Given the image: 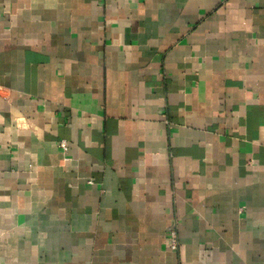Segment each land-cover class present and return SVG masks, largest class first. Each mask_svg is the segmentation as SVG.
Here are the masks:
<instances>
[{
    "label": "crops",
    "instance_id": "1",
    "mask_svg": "<svg viewBox=\"0 0 264 264\" xmlns=\"http://www.w3.org/2000/svg\"><path fill=\"white\" fill-rule=\"evenodd\" d=\"M0 264H264V0H0Z\"/></svg>",
    "mask_w": 264,
    "mask_h": 264
},
{
    "label": "built area",
    "instance_id": "2",
    "mask_svg": "<svg viewBox=\"0 0 264 264\" xmlns=\"http://www.w3.org/2000/svg\"><path fill=\"white\" fill-rule=\"evenodd\" d=\"M60 147L64 150H66V142L65 141H60ZM170 241H169V246L171 250H176L178 248V238L175 230L170 231Z\"/></svg>",
    "mask_w": 264,
    "mask_h": 264
}]
</instances>
